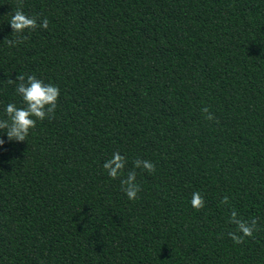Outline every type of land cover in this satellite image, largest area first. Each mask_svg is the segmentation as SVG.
Instances as JSON below:
<instances>
[{
	"label": "trees",
	"instance_id": "trees-1",
	"mask_svg": "<svg viewBox=\"0 0 264 264\" xmlns=\"http://www.w3.org/2000/svg\"><path fill=\"white\" fill-rule=\"evenodd\" d=\"M17 75L60 96L0 129V264H264V0H0V120Z\"/></svg>",
	"mask_w": 264,
	"mask_h": 264
},
{
	"label": "clouds",
	"instance_id": "clouds-1",
	"mask_svg": "<svg viewBox=\"0 0 264 264\" xmlns=\"http://www.w3.org/2000/svg\"><path fill=\"white\" fill-rule=\"evenodd\" d=\"M9 24L12 29V33L22 34L25 29L35 30L37 27L47 29L49 21L44 18L41 24H37L36 17H29L26 15L22 7H18L15 13L12 15ZM9 45L11 40L8 41ZM19 81V83H17ZM9 83L16 84V94L22 98L23 107L17 108L14 103L7 104L5 108V114L7 119L0 121V129H7L6 135L9 141H25L29 135L30 129L36 127V121H43L47 115L46 111L54 115L57 107V100L60 96V89L58 86L48 83L45 84L42 79H38L34 75H29L25 78L24 75H17L15 80L9 79ZM47 106V108H46ZM208 112V109H204ZM35 117V119H33ZM212 120L214 117L208 115L206 117ZM4 144V140L0 139V145ZM125 157L120 155L119 152L113 154V158L104 163L103 167L107 171L108 175L112 179H117L120 173L124 169ZM139 166V164L137 165ZM144 169L149 173L155 171V166L150 161H144ZM136 181V173H128L127 178L121 180V191L124 192L130 201H134L137 198V194L140 191L139 185ZM227 198H225V201ZM191 205L194 209L199 210L204 206V201L200 194L194 193ZM239 230L243 233V236H251L253 228L248 226L244 222L237 223ZM231 238L236 243L243 242V236H237L231 234Z\"/></svg>",
	"mask_w": 264,
	"mask_h": 264
}]
</instances>
